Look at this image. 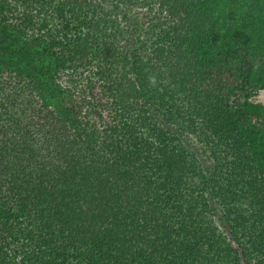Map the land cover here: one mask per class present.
<instances>
[{
    "label": "trees",
    "instance_id": "1",
    "mask_svg": "<svg viewBox=\"0 0 264 264\" xmlns=\"http://www.w3.org/2000/svg\"><path fill=\"white\" fill-rule=\"evenodd\" d=\"M264 0H0V264H264Z\"/></svg>",
    "mask_w": 264,
    "mask_h": 264
},
{
    "label": "rangeland",
    "instance_id": "2",
    "mask_svg": "<svg viewBox=\"0 0 264 264\" xmlns=\"http://www.w3.org/2000/svg\"><path fill=\"white\" fill-rule=\"evenodd\" d=\"M260 98L264 101V93L260 95Z\"/></svg>",
    "mask_w": 264,
    "mask_h": 264
}]
</instances>
